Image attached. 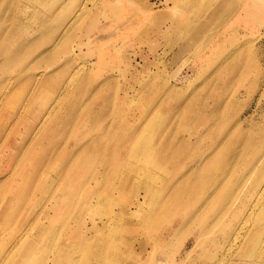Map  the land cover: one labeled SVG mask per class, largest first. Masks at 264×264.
<instances>
[{"label": "rangeland", "instance_id": "obj_1", "mask_svg": "<svg viewBox=\"0 0 264 264\" xmlns=\"http://www.w3.org/2000/svg\"><path fill=\"white\" fill-rule=\"evenodd\" d=\"M0 86V264H264V0H0Z\"/></svg>", "mask_w": 264, "mask_h": 264}, {"label": "bare ground", "instance_id": "obj_2", "mask_svg": "<svg viewBox=\"0 0 264 264\" xmlns=\"http://www.w3.org/2000/svg\"><path fill=\"white\" fill-rule=\"evenodd\" d=\"M41 1H43V2H45L46 0H41ZM85 2V1H84ZM79 15V14H78ZM71 24H72V22H71ZM73 25V24H72ZM69 27H70V25H69ZM42 76H43V72H39L37 75H35L34 76V80H35V85H39V82H40V80H41V78H42ZM10 88L11 87H5V86H3V87H1L0 86V91H2L1 92V94H0V106L2 105V104H4V100L6 99V97H7V95H8V93H9V91H10ZM47 117H45L39 124H38V126L40 127V126H43L44 125V123L46 122V119ZM0 130H1V127H0ZM29 131V128L27 129V132ZM42 165H44V164H42ZM258 194H259V198H258V200L259 201H261V200H263L264 199V187H262L261 189H260V191L258 192ZM36 205V204H35ZM254 208V207H253ZM252 209V208H251ZM253 213V212H252ZM242 228H243V226H242ZM239 231H238V234H239V232L241 231V229H238Z\"/></svg>", "mask_w": 264, "mask_h": 264}]
</instances>
